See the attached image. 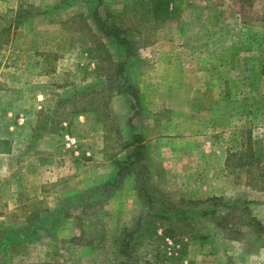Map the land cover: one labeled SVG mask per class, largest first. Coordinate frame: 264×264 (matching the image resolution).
Instances as JSON below:
<instances>
[{"label": "rangeland", "instance_id": "1", "mask_svg": "<svg viewBox=\"0 0 264 264\" xmlns=\"http://www.w3.org/2000/svg\"><path fill=\"white\" fill-rule=\"evenodd\" d=\"M143 3L0 0V226L29 233L33 219L70 203L54 234L0 249V264H122L119 238L149 211L142 174L157 214L214 196L237 203L225 230L211 215L191 227L163 219L160 230L185 232L184 264H264V187L225 163L251 132L264 168V0H171L163 19ZM96 9L128 35L132 54L99 29ZM124 61L137 100L122 92ZM132 133L146 146L141 169L125 164ZM120 165L101 204L67 199ZM166 251L145 239L137 256Z\"/></svg>", "mask_w": 264, "mask_h": 264}, {"label": "trees", "instance_id": "2", "mask_svg": "<svg viewBox=\"0 0 264 264\" xmlns=\"http://www.w3.org/2000/svg\"><path fill=\"white\" fill-rule=\"evenodd\" d=\"M144 9L146 13H151L156 19H163L165 16H169V14H173L170 10L171 0H144ZM94 19L98 23L99 29L104 33L106 36H110L116 39V42L125 47L126 53L132 54V43L128 38V35H121V29L118 27L117 24H109L107 20H103L102 17L99 15L98 10L96 9L93 14ZM152 17V16H151ZM126 62H121L119 64V71L120 74L124 75V83L122 85V92L129 94L134 99H138V90H136L135 85L132 84L128 75L125 74ZM131 125V124H130ZM133 128L131 129L132 132L135 131V126L131 125ZM133 142H134V151L129 155L128 160L125 161V164L137 165L141 168H144L143 159H145V152L146 146L143 144L142 136L140 133H132ZM241 146L239 149H235L230 151L226 157V166L240 169L241 171H245L253 175V178L250 179V184H253L256 188H263L264 187V168L261 169V161L258 159L262 158V155L258 151L257 147H255V142L253 141V136L251 132H244L241 136L240 140ZM4 144V151H10V141L5 140L3 141ZM261 160V159H260ZM119 161L118 164H120ZM127 167L125 165H120L117 168V172L110 174L104 182L97 183L91 185L89 189H86L84 193H74L71 194L67 199L73 202L74 199L77 204H82L83 207H90L93 204H101L103 200L110 196V193L113 189L117 187L118 183V176L121 174ZM148 182L145 175L142 174L139 188L142 191L143 195L145 196L144 201L149 207L148 213L141 215L136 227L132 230H127L123 233V236L118 240V253L122 256V264H150L151 261L155 264H165L169 262V264H184L182 258H180L184 250L181 252L180 249H177V245L182 247H186L187 240L185 237V232L180 231L177 232L174 228H160V224H162L163 219L166 218H176V223L184 222V224H188L190 227L194 224L197 220L202 218H207L210 215L213 216L218 220L216 223L221 229H228L229 225H224L223 221L227 219L229 216V211L232 209H237V203L235 204H228L223 201L222 197L214 196L204 200H194L191 202L193 207L183 210L174 209L172 207H168L165 205H160V214L154 213L159 205L157 206V199L152 196L148 191ZM150 188V187H149ZM85 193H89L90 195H85ZM208 203H211L210 206H206ZM70 203H66L64 207L61 208V211L56 210L55 212H50L47 209L44 216H41L39 219L35 218L31 221V232L28 233L26 230H16L13 227H1L0 226V249L7 247L12 248L15 247L22 241L27 239H41L42 236L50 231L54 234L55 227L57 222L59 223L61 220L60 217L67 218V211L66 208ZM224 207L227 209L225 215L218 214L219 208ZM161 208L163 210H161ZM53 213H60L59 218L56 219ZM221 213V212H220ZM218 215V217H216ZM250 217V224L254 227L259 229L263 228V224L261 221L256 219V217L249 215ZM160 218V221L158 219ZM157 222L158 225H157ZM47 224V226H41V224ZM236 223H233L230 228ZM160 230V231H159ZM192 232L190 235H195L196 233ZM145 239L151 241L152 239H158L164 241L166 246L173 251H166L163 253L157 252L153 255V257H149L148 253L146 255L138 257L137 251L145 246ZM186 240V241H185ZM171 241V245L169 246ZM177 253V255H175ZM181 255V256H180ZM180 256V257H179ZM155 259V260H154ZM178 262V263H177ZM33 264H56L54 262H46V263H33Z\"/></svg>", "mask_w": 264, "mask_h": 264}, {"label": "built area", "instance_id": "3", "mask_svg": "<svg viewBox=\"0 0 264 264\" xmlns=\"http://www.w3.org/2000/svg\"><path fill=\"white\" fill-rule=\"evenodd\" d=\"M75 140H76L75 138H72V139H71V142H72V143H74V142H75Z\"/></svg>", "mask_w": 264, "mask_h": 264}]
</instances>
